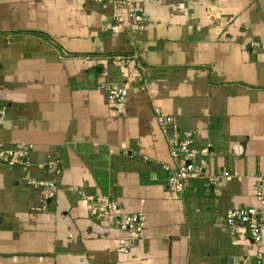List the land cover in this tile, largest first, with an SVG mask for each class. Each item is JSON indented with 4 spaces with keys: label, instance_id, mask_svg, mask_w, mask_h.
<instances>
[{
    "label": "crops",
    "instance_id": "crops-1",
    "mask_svg": "<svg viewBox=\"0 0 264 264\" xmlns=\"http://www.w3.org/2000/svg\"><path fill=\"white\" fill-rule=\"evenodd\" d=\"M0 0V264H258L264 254V0ZM124 19V20H123ZM127 90L120 111L106 89ZM192 130L177 196L156 111ZM206 149V151H203ZM5 157V158H4ZM228 171L230 178L223 172ZM25 177L55 183V196ZM97 198L140 213L130 237ZM257 206L256 245L223 222ZM124 247L125 252L118 249Z\"/></svg>",
    "mask_w": 264,
    "mask_h": 264
},
{
    "label": "built area",
    "instance_id": "built-area-1",
    "mask_svg": "<svg viewBox=\"0 0 264 264\" xmlns=\"http://www.w3.org/2000/svg\"><path fill=\"white\" fill-rule=\"evenodd\" d=\"M116 2L127 6V20H131L134 23H139L143 20L144 11L142 8L133 7L130 0H116ZM106 94L110 106L120 111L126 101V88L112 85L106 89ZM156 117L158 118L162 132L168 134L171 131L173 134L168 139V150L175 165L171 168L165 166L169 171L166 184L174 196H177L184 190L185 182L198 177L201 172L200 167L195 161L198 150L194 145V134L192 130L180 129L171 115L157 110ZM203 151H206V149ZM28 154V147L1 149L0 162L1 158L6 156L7 165H20L24 174H26V169L29 167ZM223 176L230 178L228 171L223 172ZM25 179L27 184L43 188L44 195L47 199L55 196V183L53 181L32 177H25ZM254 194L258 200V204L264 206V176L259 177ZM259 210L257 206L230 208L225 211L223 222L235 233L245 235L246 239L258 245L262 242V226L258 221ZM92 212L103 217V219L109 220L130 237H137L143 231L142 215L140 213L122 212L116 201L97 198V206L93 208ZM118 250L120 252L126 251L124 247ZM258 264H264V254L262 253L258 254Z\"/></svg>",
    "mask_w": 264,
    "mask_h": 264
},
{
    "label": "water",
    "instance_id": "water-1",
    "mask_svg": "<svg viewBox=\"0 0 264 264\" xmlns=\"http://www.w3.org/2000/svg\"><path fill=\"white\" fill-rule=\"evenodd\" d=\"M5 158V157H4Z\"/></svg>",
    "mask_w": 264,
    "mask_h": 264
}]
</instances>
